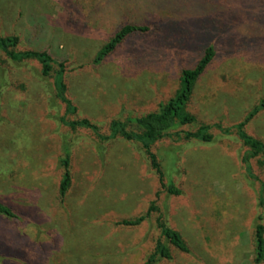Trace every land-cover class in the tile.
I'll list each match as a JSON object with an SVG mask.
<instances>
[{
  "label": "rangeland",
  "instance_id": "1",
  "mask_svg": "<svg viewBox=\"0 0 264 264\" xmlns=\"http://www.w3.org/2000/svg\"><path fill=\"white\" fill-rule=\"evenodd\" d=\"M127 23L148 29L96 60ZM8 33L64 63L76 110L65 112L35 61L0 49V201L15 212L0 213V264H143L160 237L158 217L189 251L171 245V258L154 264H264L253 240L257 215L264 224V157L245 162L233 126L264 99V0H0V34ZM209 45L214 57L185 104L196 120L152 145L162 180L138 141L64 123L86 117L108 134L112 120L158 109ZM216 122L209 142L182 138ZM244 129L264 142V108ZM65 156L72 181L61 197ZM169 179L180 194L163 188ZM152 202L139 224L119 222Z\"/></svg>",
  "mask_w": 264,
  "mask_h": 264
},
{
  "label": "trees",
  "instance_id": "2",
  "mask_svg": "<svg viewBox=\"0 0 264 264\" xmlns=\"http://www.w3.org/2000/svg\"><path fill=\"white\" fill-rule=\"evenodd\" d=\"M147 29V25L133 23L122 25L100 48L97 53L96 60H100L112 52L117 47V45L120 44L130 33L136 31H145ZM20 40V36L16 33L0 34V49L6 54L7 57L11 58L12 60L28 59L35 61L40 69L41 74L53 80L52 85H54L58 97L62 102L65 103V112H74L76 107L64 94L66 89V85L62 78L65 71L64 63L62 61L55 60L46 49L21 48ZM214 54V47L212 45L207 46L203 55L193 67L182 68L180 75L181 85L175 94L170 96L165 102L160 103L159 108L156 110H152L132 118L128 117L125 121H120L117 119L112 120L110 123V133L108 134L101 133L99 127L86 117L66 121L63 120V116L61 120H63L64 123L69 125L71 128H88L102 139H109L118 135L124 139H133L138 141L140 147L147 155L150 165L156 170L160 176V179L162 180L163 174L157 162L156 155L152 151V145L160 138L171 135L172 130L176 129L177 127L184 124L193 123L196 120L192 113L185 111V104L193 92L198 77L210 64ZM261 108H264V99H262L258 104L254 105L242 120L233 125L236 127L237 134L239 135L243 144L248 147L244 157L245 162L258 155H262L264 157V142L247 133L244 129V126L247 124V122L252 119V117L257 114ZM128 123L134 124L136 129L127 128ZM213 125L221 127V125L217 122L214 124L200 123L195 131H184L182 138H194L203 142H209L213 139V134L210 131ZM230 130L231 127H226L224 129L226 133L230 132ZM260 162L262 161L260 160ZM60 164L63 169V175L59 182V194L62 197L69 189L72 181L70 157L65 156L62 158ZM161 184L168 193H181V189L174 184L172 179H169L166 182L161 181ZM260 184L261 191L259 192L258 203L260 206H264V181H260ZM154 209H156V206L152 202L143 214H140L134 218L123 219L119 222L128 225L139 224L147 216H149L150 212ZM0 213L8 216L15 215V212L12 210V208L1 201ZM261 220L262 215H257L253 231L255 251L254 261L256 263L264 261V224ZM156 222L160 230V237L156 239L152 251L149 253L143 264H154L161 258H171V245L175 246L179 250L186 252L189 251L187 242L177 229L169 226L162 217H158Z\"/></svg>",
  "mask_w": 264,
  "mask_h": 264
}]
</instances>
